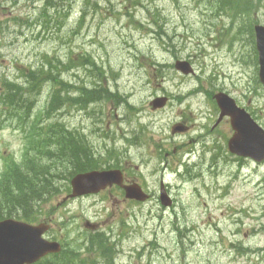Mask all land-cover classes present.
Segmentation results:
<instances>
[{
  "label": "rangeland",
  "instance_id": "rangeland-1",
  "mask_svg": "<svg viewBox=\"0 0 264 264\" xmlns=\"http://www.w3.org/2000/svg\"><path fill=\"white\" fill-rule=\"evenodd\" d=\"M47 1L0 0V91L3 79L26 82L48 60L61 68L59 110L48 111L50 80L32 95L28 120L0 107V174L28 152L43 153L28 138L34 125L52 124L83 135L99 169H121L153 199L128 200L112 187L64 201L70 182L62 179L36 222H51L50 236L78 254L75 264H264V162L229 153V119L213 128L220 92L264 127L253 33L264 24V0L231 9L226 0H56L68 13L50 11L49 22ZM179 59L195 74L178 72ZM97 84L118 97L77 104ZM163 96L167 105L153 109ZM161 182L171 207L161 204Z\"/></svg>",
  "mask_w": 264,
  "mask_h": 264
},
{
  "label": "trees",
  "instance_id": "trees-1",
  "mask_svg": "<svg viewBox=\"0 0 264 264\" xmlns=\"http://www.w3.org/2000/svg\"><path fill=\"white\" fill-rule=\"evenodd\" d=\"M240 1V0H238ZM237 0H226L227 8L233 7ZM250 0L246 1V4ZM241 3L242 0H241ZM52 8L47 13L43 10V16L46 20L51 21L53 14L56 13V0H48L46 2ZM252 4V3H251ZM256 5L254 7V10ZM251 6L242 7L243 14H249ZM48 18V19H47ZM52 60L40 68L30 70L28 79L23 83L2 80L0 91V107L4 111L10 113H23L25 121L32 115L31 97L39 93L42 85L48 80L54 83L51 102L48 111L55 110L56 104L59 103L58 72L61 68H56ZM25 77V71L22 72ZM97 88L90 89L84 87L78 98L75 99L80 106H86L104 98L118 97L117 93L111 92L102 84H97ZM83 93L91 94L87 96ZM97 96V97H96ZM49 116V115H47ZM41 122V121H39ZM55 125L40 126L34 125V129L29 136L31 145L36 146L44 144L45 151L33 156L27 153V157L21 163H14L0 174V220L6 217H19L26 220H37V213L40 210L41 203L50 197L60 193V189L56 188L57 183L62 179H69L73 173L96 168V158L92 156L89 149L83 143V136L70 133L66 136L60 134V129ZM48 128L47 131L36 134L37 129ZM63 137V142H58V138ZM83 141V142H82ZM43 145V146H44ZM58 146L64 147L66 150L58 152ZM60 155V160L58 156ZM59 160V161H58ZM65 166L64 170L59 164ZM73 171V172H72ZM102 234H98L100 244L104 245L106 241L101 238ZM78 254L74 251L64 249L59 254H54L44 258L38 264H75L74 260Z\"/></svg>",
  "mask_w": 264,
  "mask_h": 264
},
{
  "label": "water",
  "instance_id": "water-1",
  "mask_svg": "<svg viewBox=\"0 0 264 264\" xmlns=\"http://www.w3.org/2000/svg\"><path fill=\"white\" fill-rule=\"evenodd\" d=\"M256 44L259 52L260 80L264 84V25H255ZM176 68L184 74L193 73L187 61H177ZM221 114L231 117L235 134L229 141L230 150L243 157H250L257 162L264 161V129L236 101L226 93L214 96ZM167 98H157L152 102L154 108L164 107ZM114 184L123 185V176L119 170L90 171L75 176L72 180L73 192L70 197L98 193ZM128 198L146 200L148 196L138 184L124 186ZM161 201L170 206L172 201L165 189L161 191ZM49 229L45 223L31 225L14 219L0 221V264H33L49 253L61 251L58 242L47 241L43 234Z\"/></svg>",
  "mask_w": 264,
  "mask_h": 264
},
{
  "label": "bare ground",
  "instance_id": "bare-ground-1",
  "mask_svg": "<svg viewBox=\"0 0 264 264\" xmlns=\"http://www.w3.org/2000/svg\"><path fill=\"white\" fill-rule=\"evenodd\" d=\"M60 5H61V4H60L59 2H57V4H56V12L60 10V11H63V12H65V13L67 14L68 12L65 11L66 7H64V6H60ZM56 62H57V60H56ZM58 63H59V65H62V62H61L60 60L58 61ZM56 68H58L57 64H55V67H54L53 69L55 70ZM96 88H97V87H96ZM90 89H92V88H90ZM93 91H94V89H93ZM83 94H85V95H87V96H91V94H87V93H83ZM96 97H97V96H96ZM59 109H60V105H59V104H56L55 111H57V110H59ZM193 117H195L196 119H197L198 117H200V112H198L197 116H193ZM60 155H61V154H59L58 159H60Z\"/></svg>",
  "mask_w": 264,
  "mask_h": 264
},
{
  "label": "flooded vegetation",
  "instance_id": "flooded-vegetation-1",
  "mask_svg": "<svg viewBox=\"0 0 264 264\" xmlns=\"http://www.w3.org/2000/svg\"><path fill=\"white\" fill-rule=\"evenodd\" d=\"M125 178H126V177H125ZM125 181H126L127 183H130V182H131L128 178H126Z\"/></svg>",
  "mask_w": 264,
  "mask_h": 264
}]
</instances>
